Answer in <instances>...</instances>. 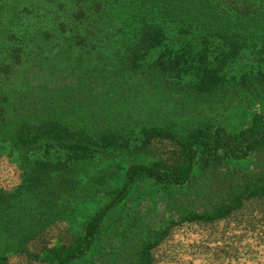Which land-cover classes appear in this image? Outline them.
I'll use <instances>...</instances> for the list:
<instances>
[{
	"label": "trees",
	"instance_id": "obj_1",
	"mask_svg": "<svg viewBox=\"0 0 264 264\" xmlns=\"http://www.w3.org/2000/svg\"><path fill=\"white\" fill-rule=\"evenodd\" d=\"M4 162L0 264L264 243V0H0Z\"/></svg>",
	"mask_w": 264,
	"mask_h": 264
},
{
	"label": "rangeland",
	"instance_id": "obj_2",
	"mask_svg": "<svg viewBox=\"0 0 264 264\" xmlns=\"http://www.w3.org/2000/svg\"><path fill=\"white\" fill-rule=\"evenodd\" d=\"M17 83V80H14ZM232 122L238 121L240 116L234 111L228 114ZM0 177L13 182L12 166L7 162L0 165ZM220 233L219 230L215 231ZM224 240L233 241L229 233L222 234ZM215 234L193 231L190 227L178 228L167 243L163 245L162 256L156 264H264V243H255L249 236H243L237 243L234 256H221L223 251L214 250ZM219 243V242H218ZM247 243V245H246ZM222 249L225 245L222 244ZM234 251L233 248L228 249Z\"/></svg>",
	"mask_w": 264,
	"mask_h": 264
}]
</instances>
